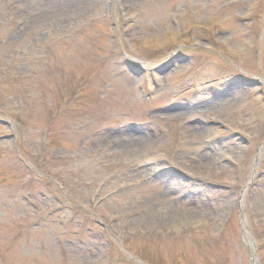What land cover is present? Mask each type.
<instances>
[{
  "label": "rangeland",
  "instance_id": "rangeland-1",
  "mask_svg": "<svg viewBox=\"0 0 264 264\" xmlns=\"http://www.w3.org/2000/svg\"><path fill=\"white\" fill-rule=\"evenodd\" d=\"M0 264H264V0H0Z\"/></svg>",
  "mask_w": 264,
  "mask_h": 264
},
{
  "label": "bare ground",
  "instance_id": "bare-ground-1",
  "mask_svg": "<svg viewBox=\"0 0 264 264\" xmlns=\"http://www.w3.org/2000/svg\"><path fill=\"white\" fill-rule=\"evenodd\" d=\"M225 103H227V104H228V103H229V104H232V100H231V98L229 97V99L225 100ZM135 141H136V139H135ZM139 141H140V140H139ZM144 142H145V141L141 139L140 143L143 144ZM194 171H195V172H198L199 169L194 170Z\"/></svg>",
  "mask_w": 264,
  "mask_h": 264
}]
</instances>
